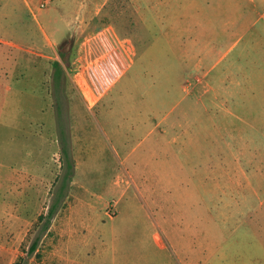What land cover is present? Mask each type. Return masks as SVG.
<instances>
[{"label": "rangeland", "instance_id": "1", "mask_svg": "<svg viewBox=\"0 0 264 264\" xmlns=\"http://www.w3.org/2000/svg\"><path fill=\"white\" fill-rule=\"evenodd\" d=\"M31 1L40 12L46 0ZM187 2L185 11L178 0H151L161 9L144 12L147 0H123L92 19L138 49L105 111L77 77L90 63L101 71V62H81L80 48L100 29L64 30L52 13L41 20L59 42L41 55L33 13L23 0H0L10 86L0 264H264V14L249 0ZM60 124L75 175L29 254L63 182Z\"/></svg>", "mask_w": 264, "mask_h": 264}, {"label": "crops", "instance_id": "2", "mask_svg": "<svg viewBox=\"0 0 264 264\" xmlns=\"http://www.w3.org/2000/svg\"><path fill=\"white\" fill-rule=\"evenodd\" d=\"M23 1L26 9H29L31 11L29 12L30 14L33 13L32 15L34 16L35 20L39 22L42 30L44 31L46 41L42 42L39 45L34 44L36 51L41 55H43L42 51L44 50V44H50L51 46H53V44H58L59 42L58 38H53V36L49 35V33L47 32L48 28L45 27V25L49 22L48 19L52 17V13L62 14L61 17H59V20L63 22V26L61 28L64 30L70 29L71 25L74 30L86 29L87 27L100 29L98 32L91 35L90 38L84 40V42L80 44V48L82 52L81 56L83 58L81 62H101V71L98 66L94 67L90 63L87 66H84L82 70H80L77 77L79 84L83 87L82 89L84 91V94L89 97V94H87L88 92L94 97V105L98 104V108H101V110H111L113 107V103H115V101L119 97V95L112 97V92L121 82L122 78L136 64L138 49L130 38L118 35V33L116 32L117 28L114 26V24H103L101 22L93 23L92 19H99V15L107 12V9L110 6H115V8L121 6L123 0H119V2H117V0H95L94 2L91 0H46L44 3L42 2L40 4V12H36L35 7L37 6V4H32L31 0ZM130 1L132 7H138L139 0ZM149 2H151V0H147V7L144 12H156L157 9H161V7H157L155 4H148ZM178 2L180 7H183V5L185 6V11L188 10L187 0H178ZM249 2L256 10L261 11V13L264 14V0H249ZM27 15L28 13L25 14V18ZM41 19L44 21L45 25L43 24ZM186 19L187 14L185 16V20ZM185 20L182 22V24H186ZM195 24L196 28L199 27L200 29H203L205 26L203 25V21ZM51 27H53L52 24ZM238 27L242 28L244 26ZM112 30L114 31V33L112 32ZM53 31L56 32V30ZM6 39L7 38L0 36V124L5 123V120H8L10 118L9 83L6 87H4V84L7 81L5 80L4 76V62L6 63L5 54L8 50V45H5V43L2 42ZM24 43L25 45L28 44L26 42ZM75 44L76 46H78L79 42ZM3 46L5 48H3ZM104 46H106L105 52L103 50ZM81 73L82 75L79 76ZM4 88L7 90V93L5 95ZM85 89H87V92L85 91ZM40 91H42V89ZM105 100L107 101L108 105L100 107V104ZM7 106L9 107L8 109ZM73 108L75 107L72 106V109ZM125 167L127 172L129 173L134 169V167ZM189 261L196 264H202V261Z\"/></svg>", "mask_w": 264, "mask_h": 264}, {"label": "trees", "instance_id": "3", "mask_svg": "<svg viewBox=\"0 0 264 264\" xmlns=\"http://www.w3.org/2000/svg\"><path fill=\"white\" fill-rule=\"evenodd\" d=\"M55 68L57 72L63 71V67L60 61L55 62ZM59 76V75H58ZM60 140H61V153L63 156V165L65 167V173L63 175L62 186L58 190L57 199L49 208L48 213L40 215V221L43 222L41 227V231L38 236L34 239L32 245L29 249V254H33L36 252L39 246V242L42 238V235L50 229V225L52 223V219L57 214L59 204L63 199L67 197V194L70 190V183L72 182L73 176L75 175L76 169V160L73 156V146L71 141V133L69 132L68 125L60 124ZM22 262H25V258H22ZM21 261L17 264H24Z\"/></svg>", "mask_w": 264, "mask_h": 264}]
</instances>
